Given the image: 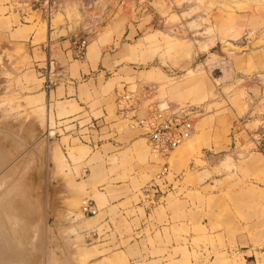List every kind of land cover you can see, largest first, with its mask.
<instances>
[{"label":"rangeland","instance_id":"374dc122","mask_svg":"<svg viewBox=\"0 0 264 264\" xmlns=\"http://www.w3.org/2000/svg\"><path fill=\"white\" fill-rule=\"evenodd\" d=\"M130 4L133 16L151 12L153 21L126 47L121 65L105 74L98 101L114 110L109 119L122 130L134 125L124 113L145 117L163 108L168 115L189 107L195 129L183 144L211 140L214 129L238 148L245 140H264V0ZM129 6L124 3L121 11ZM35 75L28 51L0 32V264L5 257L8 264H93L86 254L91 243L77 225L83 201L95 202L75 198L83 174L78 168L72 173V151L58 148L57 157L56 140L48 139L55 136L48 117L52 122L53 110L64 106L49 105L31 87ZM115 86L132 100L121 102ZM260 123L248 137L240 134ZM252 146L264 152L262 145ZM230 151L223 146L209 162L196 160L210 170L204 175L185 174L190 200L207 194L203 213L209 227H195L205 237L191 244L192 253L195 261L204 256L200 264H264V177ZM151 153L162 165L168 158Z\"/></svg>","mask_w":264,"mask_h":264},{"label":"crops","instance_id":"0c3cea01","mask_svg":"<svg viewBox=\"0 0 264 264\" xmlns=\"http://www.w3.org/2000/svg\"><path fill=\"white\" fill-rule=\"evenodd\" d=\"M124 3L129 6L131 0H61L48 16L42 7L0 0V32L28 51L36 74L31 87L49 105L64 106L62 116L56 108L54 120L48 117V128L55 131L48 139L56 140L57 157L58 148L70 149L73 175L77 168L83 174L82 181H76L75 198L87 196L98 207L94 216L80 211L77 225L91 243L86 254L93 264H200L204 256L197 254L195 261L192 243H203L205 237L195 227H209L203 213L207 194L201 190L190 200L186 172L204 175L210 170L195 161L209 162L217 150L230 146L235 161L245 158L246 169L264 177V152L251 148L264 147V140H245L238 148L231 140L222 141L214 129L211 140L182 143L166 159L169 174L157 179L162 163L152 155L145 131L134 125L119 129L109 119L114 110L98 101L108 68L121 65L126 47L144 36L153 21L151 12L133 16L131 4L121 11ZM83 39L88 45L84 56L77 57L75 50ZM184 108L190 109L169 113ZM260 125L244 127L240 134L248 137ZM253 161L260 166H249ZM54 164L57 169L55 159Z\"/></svg>","mask_w":264,"mask_h":264},{"label":"built area","instance_id":"2783aa9c","mask_svg":"<svg viewBox=\"0 0 264 264\" xmlns=\"http://www.w3.org/2000/svg\"><path fill=\"white\" fill-rule=\"evenodd\" d=\"M28 3L31 6H38L45 9L48 16L55 13L61 0H20ZM88 45L87 39H83L77 45L75 53L77 57H82L85 54ZM50 84L47 89H50ZM120 99L121 102L132 100V94H124ZM122 110V109H121ZM135 111V110H134ZM163 111L153 110L145 117H137L136 114L124 113L135 126L145 130L149 139V145L152 151L160 158H167L171 153L182 143L188 140L195 129L192 119L193 111L184 108L178 112L164 115ZM170 168L167 163L162 165L161 171L157 175V179L164 178L169 174ZM80 211L85 216H94L98 213V207L90 200L83 201L80 206Z\"/></svg>","mask_w":264,"mask_h":264},{"label":"bare ground","instance_id":"6f19581e","mask_svg":"<svg viewBox=\"0 0 264 264\" xmlns=\"http://www.w3.org/2000/svg\"><path fill=\"white\" fill-rule=\"evenodd\" d=\"M167 108H168V107H167ZM2 152L4 153L3 150H0V153H2ZM37 179H38V177H37ZM29 182H30V181H29ZM36 182H37V181H36ZM38 182H39V181H38ZM36 184H37V183H36ZM36 184H35V185H36ZM38 185H39V184H38ZM38 187H39V186H38ZM5 258H6L5 260H7V262H9V261H8V257H5ZM5 262H6V261H5ZM7 262H6V264H8ZM1 264H2V263H1Z\"/></svg>","mask_w":264,"mask_h":264},{"label":"water","instance_id":"95a60500","mask_svg":"<svg viewBox=\"0 0 264 264\" xmlns=\"http://www.w3.org/2000/svg\"><path fill=\"white\" fill-rule=\"evenodd\" d=\"M151 5H153L152 2H151ZM160 109H161V110H164L163 108H160Z\"/></svg>","mask_w":264,"mask_h":264}]
</instances>
